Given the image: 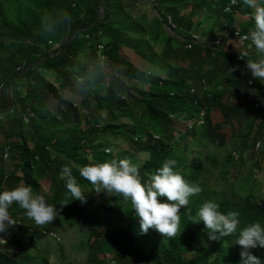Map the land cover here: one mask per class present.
Segmentation results:
<instances>
[{"label":"trees","instance_id":"16d2710c","mask_svg":"<svg viewBox=\"0 0 264 264\" xmlns=\"http://www.w3.org/2000/svg\"><path fill=\"white\" fill-rule=\"evenodd\" d=\"M240 6L242 0H157L160 17L143 24L133 20L125 0H0V190L27 184L58 208L52 221L38 225L13 202L10 215L21 223L7 230H16L13 242L23 246L19 253H33V248L41 253L35 245L46 230L57 233L51 239L66 254L59 221L81 235V245L89 250L85 264H104L117 250L119 261H154L163 251L154 233L137 232L133 239L130 201L92 189L79 175L85 164L126 157L138 163L142 178H147L165 158L176 161L174 168H185L190 147L197 145L191 144L192 138H218L221 144L235 139L239 164L249 165L250 172L261 171L264 147L256 151V142L248 141L255 123L243 134L241 119H233L249 114V95L261 100L253 119H260L255 140L264 146V81L251 78L245 67L231 65L255 53L239 58V48L227 42L238 39L236 21L246 22L241 32L254 26L253 19L238 12ZM201 8L205 16L220 11L226 21H214L217 30H204L206 38L188 48L189 32L200 26L196 19ZM169 17L177 25L173 32L182 33L183 40L160 30L159 19L170 26ZM152 25L165 38L160 52L149 37L155 31ZM65 164L85 192L83 200L63 204L71 199L59 176ZM253 186L234 204L249 222L264 224V198L254 194L249 188ZM43 249L50 264L49 249ZM19 253L0 252V264H22ZM207 256L202 249L191 260L183 252L179 261L200 264ZM70 258L63 264H82L80 254ZM222 264L232 263L225 259Z\"/></svg>","mask_w":264,"mask_h":264},{"label":"clouds","instance_id":"9594fccd","mask_svg":"<svg viewBox=\"0 0 264 264\" xmlns=\"http://www.w3.org/2000/svg\"><path fill=\"white\" fill-rule=\"evenodd\" d=\"M238 1L231 0V4H237ZM155 3L153 5L156 6L157 0ZM242 3L252 10L247 16L254 20V26L248 32H241L244 25H235V35L238 37L235 47L239 48V58L247 57L249 51H254V58L245 60V68L251 78L264 81V0H242ZM228 9H231L230 6ZM170 19L172 18L169 17L168 26L173 29L177 25ZM189 34L191 37L187 39L186 47L200 43L202 38L198 32L190 31ZM192 34H198L199 38L194 39ZM215 41L220 42V39ZM19 70L21 71L20 68ZM25 71L26 69L22 73ZM248 104L249 113L250 108L255 109V115L260 103L253 94L249 95ZM253 116L248 114L246 117L237 116L233 119H241L240 130L243 134L250 132L255 123L248 141L250 144L256 142L255 150L259 151L264 147L261 140H255L257 122L260 119L254 121ZM245 120L248 122V129L244 133L242 126ZM191 141V144L197 145L190 147V158L185 168L180 167L178 170L174 168V159L165 158L147 178H142L140 165L126 157L113 156L79 167V175L97 193L103 191L108 195L120 194L126 201H130L135 219L130 225L134 240L137 232H151L164 247L154 261L136 258H122L119 261L117 250L106 256V262L123 264L126 260L132 264H182L179 259L183 252L192 260L204 249L208 256L200 264H222L225 259L232 264H264V224L259 220L249 222L248 215L236 210L239 207L234 204L246 195L245 189L250 184L254 185L253 188L249 187L254 194L261 195L255 189L258 180L264 176V165L261 171L258 169L253 172H250L249 165H240V155L234 149L235 139L231 144H221L218 138L212 141H198L194 138ZM230 155L232 161L229 159ZM9 156L6 149L4 158L8 159ZM59 176L64 179L66 196L71 197L63 204L84 199L85 192L72 175L71 166L63 165ZM241 188L244 192H241ZM13 202L24 210L26 217L38 225L52 221L58 212V208L48 203L43 194L33 192L30 185L18 184L0 190V252H12L10 247L16 244L13 242L16 230H7L10 226L21 223L10 215L9 209ZM42 231V237L55 234ZM30 232H34V227L30 228ZM2 245H8L9 249L2 248ZM82 245L79 246L80 250L85 249ZM86 250L83 259L79 260L82 264L88 261L89 250ZM70 257L72 255L67 254L64 263L69 262Z\"/></svg>","mask_w":264,"mask_h":264},{"label":"rangeland","instance_id":"374dc122","mask_svg":"<svg viewBox=\"0 0 264 264\" xmlns=\"http://www.w3.org/2000/svg\"><path fill=\"white\" fill-rule=\"evenodd\" d=\"M155 0H125V5H127L130 8V14H133V20H137L138 22H142L144 24V22H153L155 20V17H160L159 15V10L158 7L156 8L155 5ZM164 5V4H162ZM220 8V7H219ZM163 11H165L167 13V10L165 7H163L162 9ZM189 10V9H186ZM185 10V12H186ZM202 12V14H200L199 16H197V21L200 23L199 29H198V33L200 34L201 38H206V34H204L203 32H205L204 30H210L215 28L213 26V22L214 21H226V17L222 16L221 12L219 11V13H216L215 15L213 14V10L208 11L207 14L208 15H204L203 9H200V13ZM238 12L241 14H247L248 13H252V10L249 9L247 6H245L243 4L242 8L241 6L238 8ZM99 19L102 18L103 16V8L101 7L99 9ZM154 19V20H153ZM243 21H236L235 25L241 27L243 25H246V22ZM159 22L161 23L162 27H161V31H165V34H173L175 35V37H177L179 40L183 39V34L182 33H174L172 29H170V27L166 24H164V22H162V18L159 19ZM133 26H136V24H132ZM1 26V25H0ZM127 28H130V23H127ZM152 29H155V25H152ZM217 30V28H215ZM221 32H218V34H220ZM149 37L151 38L152 43L155 46V49L157 52H160L162 50V47L164 45V40L165 38L160 37L159 35V30L155 29V31H152L151 34L149 35ZM227 42H230V47H235L236 44H238V41H232V40H227ZM177 41L173 42V46L177 45ZM246 48V46H245ZM243 49V48H242ZM13 50V48H11V51ZM234 59L235 56H233ZM104 59H101V61H103ZM103 65V63H101ZM231 65L233 67H245V62H232ZM32 66H35L32 65ZM23 71V70H22ZM49 79L51 81H54L57 83L56 79L53 78L52 76L49 77ZM174 79V78H173ZM7 91L9 92V94L12 96V92H11V88H8ZM71 97V96H70ZM256 100V99H255ZM259 103H261V100H258ZM256 112L255 109H251L250 108V113L249 116L252 117L254 115V113ZM177 120H175L174 122H176ZM191 124H193V122H190ZM248 129V122L247 120L244 121V125L242 126V130L245 133ZM193 139V138H192ZM191 139V140H192ZM190 140V141H191ZM233 143V142H232ZM110 149V148H109ZM264 173V170H263ZM246 185L243 187L245 188ZM243 188H241V192L243 191ZM256 192L260 193L261 195L264 196V176L263 178L258 180V183L256 184ZM63 221H59L56 223V226L58 227V230L61 231V234L59 235V238H61L60 240L64 242L65 244V252L67 254H71L72 256H78V254H80V259H83L84 254L83 253H87L86 249H74L77 248L78 246H81V239H80V234L74 233V230L71 229L70 226L65 227V225L63 226ZM68 229H70L68 231ZM56 234H48L46 236H44L42 239L38 240L36 246V249L39 247L40 248V252L41 253H36L35 248H33V253L30 252L29 249H24L22 252L19 253V250H21V248L23 246H19L18 244H14V246H12V248L10 247V251H12L14 254H18L20 256V259L22 261V264H29V262H31V264H38V260H37V256H40V263L41 264H47V254L45 252H47L46 250H44L43 248H48V253H49V258H50V264H63L66 261V256L67 254H62L60 252V250H58L56 248L55 243L53 242V239H51L52 237H54ZM28 252H30L31 255H28ZM63 256V259L61 261L60 257L57 258L56 256ZM72 260V259H71ZM77 260V259H76ZM105 264H114L111 261L106 262Z\"/></svg>","mask_w":264,"mask_h":264},{"label":"built area","instance_id":"2783aa9c","mask_svg":"<svg viewBox=\"0 0 264 264\" xmlns=\"http://www.w3.org/2000/svg\"><path fill=\"white\" fill-rule=\"evenodd\" d=\"M192 37L194 39H198L199 38V35L198 34H192ZM5 156L7 157L8 156V153H6Z\"/></svg>","mask_w":264,"mask_h":264},{"label":"water","instance_id":"95a60500","mask_svg":"<svg viewBox=\"0 0 264 264\" xmlns=\"http://www.w3.org/2000/svg\"><path fill=\"white\" fill-rule=\"evenodd\" d=\"M36 65V64H35Z\"/></svg>","mask_w":264,"mask_h":264}]
</instances>
